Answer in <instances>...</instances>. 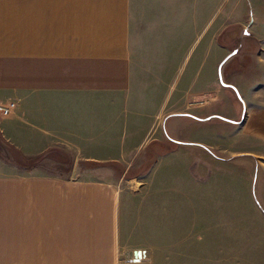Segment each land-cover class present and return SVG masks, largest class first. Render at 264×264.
I'll list each match as a JSON object with an SVG mask.
<instances>
[{"label": "crops", "instance_id": "crops-1", "mask_svg": "<svg viewBox=\"0 0 264 264\" xmlns=\"http://www.w3.org/2000/svg\"><path fill=\"white\" fill-rule=\"evenodd\" d=\"M140 2L0 0V103L15 102L10 115L0 116V145L28 157L20 147L75 148L92 140L91 132L96 136L89 145L109 146L111 134L104 132L127 129L121 125L131 122V112L119 103L130 101L132 21L141 18L136 15ZM244 22H228L216 31L214 53H203L196 78L202 79L204 91H211L209 72L202 73L208 61L220 57L218 86H212L213 95L196 114L164 116L159 135L146 143L144 169L180 147L195 148L210 126L225 139L220 149L234 155L238 165V138L228 143L226 137L238 132L235 98L248 89L243 76L264 50L254 30L257 23ZM245 104L242 130L264 141V104ZM15 160L10 173H4L0 157V258L26 259L25 264H84L88 259L93 264L101 259L110 260L108 264H154L148 252L121 233L114 172L108 177L98 167L82 169L79 158L56 149L34 156L27 175H19ZM49 161L57 170L47 168ZM130 171L122 169L116 178H135ZM7 208L13 220L9 256L2 250Z\"/></svg>", "mask_w": 264, "mask_h": 264}, {"label": "rangeland", "instance_id": "rangeland-1", "mask_svg": "<svg viewBox=\"0 0 264 264\" xmlns=\"http://www.w3.org/2000/svg\"><path fill=\"white\" fill-rule=\"evenodd\" d=\"M136 15L141 18L132 21L130 101L119 103L122 110L131 112V122L121 125L127 129L104 132L111 134L109 146L89 145L96 136L91 132L92 140L75 148L20 147L29 161L18 164L19 175H27V168L32 171L34 156L64 150L68 157L80 159L82 169L98 167L108 177L114 172L113 181L120 190L121 233L140 245L145 255L148 252L152 263L264 264V141L241 128L245 100L264 104V50L253 57L252 69L243 76L248 89L235 98L238 132L226 137L228 143L238 138V165L232 161L234 155L220 149L225 139L211 126L195 148L180 147L146 169L141 164L146 143L156 132L159 135L165 115L196 114L200 104L213 95L220 57L208 61L202 73L209 72L211 91H204L202 79L196 75L203 53H214V36L222 25L240 20L257 23L254 30L264 49V0H141ZM1 145L3 171L10 173L9 165L16 161L17 153ZM67 145L72 144L68 141ZM46 166L53 170L57 165L50 162ZM126 168H131L135 178L118 180L119 171ZM12 221L11 212L4 209L2 250L6 256L13 253L8 244ZM26 262L0 258V264ZM92 262L95 260H84V264ZM108 263L110 260H99V264Z\"/></svg>", "mask_w": 264, "mask_h": 264}, {"label": "built area", "instance_id": "built-area-1", "mask_svg": "<svg viewBox=\"0 0 264 264\" xmlns=\"http://www.w3.org/2000/svg\"><path fill=\"white\" fill-rule=\"evenodd\" d=\"M15 108V102L10 100L5 103H0V116L5 117L10 115Z\"/></svg>", "mask_w": 264, "mask_h": 264}, {"label": "trees", "instance_id": "trees-1", "mask_svg": "<svg viewBox=\"0 0 264 264\" xmlns=\"http://www.w3.org/2000/svg\"><path fill=\"white\" fill-rule=\"evenodd\" d=\"M15 157H16L18 163H20V164L27 162L26 157L19 152H18V156H15Z\"/></svg>", "mask_w": 264, "mask_h": 264}]
</instances>
